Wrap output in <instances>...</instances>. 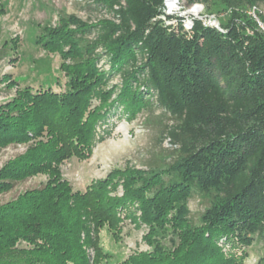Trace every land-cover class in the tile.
<instances>
[{"label":"trees","instance_id":"obj_1","mask_svg":"<svg viewBox=\"0 0 264 264\" xmlns=\"http://www.w3.org/2000/svg\"><path fill=\"white\" fill-rule=\"evenodd\" d=\"M190 1L242 10L264 4ZM95 3L106 6L113 20L87 26L67 16L48 26V37L62 35L50 50L72 60L61 65L64 89H19L17 99L0 106V148L28 143L0 168V192L45 175L40 185L0 204V264H101V229L115 233L119 211L132 203L139 214L127 217L147 225L143 239L156 244L120 264H233L220 238L245 239L254 232L264 242V15L257 14L261 29L233 10L222 25L228 30L220 32L197 19L189 29L181 17L175 26L165 23L164 0ZM93 27L94 36L87 37ZM99 48L107 70L98 65ZM115 74L121 83L114 93L104 82ZM95 96L102 103L91 109ZM118 104L156 106L169 115L172 123L161 131L175 154L168 169L146 176L124 170L73 190L57 165L88 157L97 125ZM120 180L124 191L117 195ZM193 192L207 201L201 224L189 217ZM165 235L166 248L160 247Z\"/></svg>","mask_w":264,"mask_h":264},{"label":"rangeland","instance_id":"obj_2","mask_svg":"<svg viewBox=\"0 0 264 264\" xmlns=\"http://www.w3.org/2000/svg\"><path fill=\"white\" fill-rule=\"evenodd\" d=\"M175 2L176 7L170 9L165 0V8L162 9L164 15L160 16L165 23L175 26L178 17H181L184 26L188 22L192 26L194 19L203 23L204 18L211 16L215 19L214 28L226 32L228 29L222 25L229 21L235 10L236 13L251 16L258 27L263 29L257 14L264 15V4L242 10L226 8L219 3L207 6L190 0ZM67 16H74V20L87 26H93L100 20H113L106 6L95 3V0H0V106L17 99L19 89L31 87V90L42 91L51 87L57 92L64 89L67 77L61 65L71 64L72 60L62 59L58 51L50 50L59 34H51L53 42L47 46L44 44L51 41L50 36L46 35L48 26L56 25L60 17ZM166 16L174 18L170 20ZM244 32L251 34V28L246 27ZM86 35L93 37L94 27ZM101 51L100 48L95 50V53L100 54L98 65L100 69L107 70L108 61ZM120 83L121 78L115 74L104 82V87L115 93ZM144 96L147 97V94ZM115 98L113 95L109 100L113 101ZM101 103V98L95 96L90 108H98ZM110 108L105 122L97 125V134L89 156L79 159L73 157L57 165L61 176L70 183L73 190L84 191L109 174L122 173L124 170L142 172V176L155 168L167 170V164L175 155L168 139L161 140V131L172 120L160 108L155 106L147 109L144 106L137 109L121 104ZM27 146L28 143H12L1 147L0 168L9 159L23 153ZM121 180L115 192L117 195H122L124 191ZM44 181L45 175L40 174L15 183L9 191L0 192V204L15 198L19 191L38 186ZM206 205L207 201L197 192L190 195L187 208L193 223L201 224L200 216ZM137 209L138 204L132 203L119 211L121 222L115 233L107 227L101 229L99 242L104 254L101 264H120L137 252L150 253L154 248L156 243L148 244L143 239L148 226L137 220V224H134L127 217L138 215ZM168 239L166 235L161 237L160 247H169ZM218 244L222 246L224 253L234 257L233 264H264V242L257 233L252 232L245 239L223 237Z\"/></svg>","mask_w":264,"mask_h":264},{"label":"built area","instance_id":"obj_3","mask_svg":"<svg viewBox=\"0 0 264 264\" xmlns=\"http://www.w3.org/2000/svg\"><path fill=\"white\" fill-rule=\"evenodd\" d=\"M167 3V2H166ZM164 5H165V0H164ZM163 8H165V6H163ZM207 19H205L204 18V20H203V24L204 25H207V26H216L215 25V19L214 18H212L211 16H207L206 17ZM191 26V23L190 22H188V23H185V28H188V27H190Z\"/></svg>","mask_w":264,"mask_h":264},{"label":"bare ground","instance_id":"obj_4","mask_svg":"<svg viewBox=\"0 0 264 264\" xmlns=\"http://www.w3.org/2000/svg\"><path fill=\"white\" fill-rule=\"evenodd\" d=\"M166 2H167V5H168V8L173 9V8L176 7V2H175V0H166ZM195 9H196V8H195ZM195 9H194V10H195Z\"/></svg>","mask_w":264,"mask_h":264}]
</instances>
